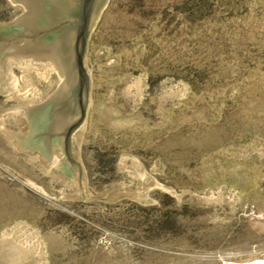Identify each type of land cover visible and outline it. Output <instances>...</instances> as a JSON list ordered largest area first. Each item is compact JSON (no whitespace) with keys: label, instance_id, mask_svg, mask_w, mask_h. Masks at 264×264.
<instances>
[{"label":"rangeland","instance_id":"obj_1","mask_svg":"<svg viewBox=\"0 0 264 264\" xmlns=\"http://www.w3.org/2000/svg\"><path fill=\"white\" fill-rule=\"evenodd\" d=\"M25 11L0 0V24ZM15 61L0 65V264L264 258V0H107L68 177L4 133L59 88Z\"/></svg>","mask_w":264,"mask_h":264},{"label":"water","instance_id":"obj_2","mask_svg":"<svg viewBox=\"0 0 264 264\" xmlns=\"http://www.w3.org/2000/svg\"><path fill=\"white\" fill-rule=\"evenodd\" d=\"M106 1L10 0L22 3L25 14L0 24V65L31 52L52 59L63 75L56 93L7 115L3 130L25 152L40 154L45 165L58 155L55 171L64 177L76 170L71 141L88 99L86 40Z\"/></svg>","mask_w":264,"mask_h":264},{"label":"bare ground","instance_id":"obj_3","mask_svg":"<svg viewBox=\"0 0 264 264\" xmlns=\"http://www.w3.org/2000/svg\"><path fill=\"white\" fill-rule=\"evenodd\" d=\"M15 64H17V65H19V66H22L25 70H27V69H29V67L31 68H35V69H37V70H39L40 71V73L41 74H51L52 75V73H56V74H58V82H59V87L61 86V84H62V82H63V75H62V73H61V71H60V69H59V67L55 64V62L52 60V59H50V58H47V57H44V56H41V55H38V54H35V53H31V52H26L25 54H24V57H22V55H21V57H19V58H17V61H15L14 62ZM12 64H13V62H12ZM12 67V66H11ZM30 70V69H29ZM33 71V70H32ZM12 72V71H11ZM36 72V71H35ZM11 74V73H10ZM8 75V74H7ZM42 76V75H41ZM16 77V76H15ZM44 77V76H43ZM27 78V77H26ZM42 78V77H41ZM49 78H50V76H49ZM12 79V78H11ZM15 79V78H14ZM25 79V78H24ZM13 80V79H12ZM11 80V81H12ZM16 80H17V77H16ZM14 81V80H13ZM25 81V80H24ZM27 81H29V79H27ZM15 82H17V81H15ZM19 82V81H18ZM30 82V81H29ZM140 82V81H139ZM12 83V82H11ZM14 83V82H13ZM17 85V84H16ZM24 85V84H23ZM26 85H28V84H26ZM25 86V85H24ZM23 86V87H24ZM12 87H13V84H12ZM14 88H15V85H14ZM19 88V87H18ZM21 88H22V86H21ZM20 88V89H21ZM35 88V87H34ZM23 89V88H22ZM21 89V90H22ZM59 88H57L56 89V91L55 92H53V93H56L57 92V90H58ZM21 90H20V92H21ZM24 91H23V93L25 92L26 94H28L27 92H31V93H35V94H39V92H36V89H32V90H27V89H23ZM21 94V93H20ZM25 94V95H26ZM30 94V93H29ZM29 94H28V96H29ZM17 95H19V94H17ZM22 95V94H21ZM39 96V95H38ZM52 96V95H51ZM24 97H27V95L26 96H24ZM21 99H22V96H21ZM33 99V98H32ZM35 99H36V97H35ZM23 100V99H22ZM28 100V99H27ZM26 101V100H25ZM31 101V100H30ZM29 101V102H30ZM36 101H38V100H36ZM35 102V101H34ZM31 103V102H30ZM28 104V103H27ZM31 105V104H30ZM22 107V106H21ZM80 130H82V129H80ZM78 132H79V130H77ZM78 134V133H77ZM76 135V134H75ZM79 136H81V134L79 135ZM75 137V136H74ZM76 139V138H75ZM79 139V138H78ZM80 142V141H79ZM78 144V143H77ZM80 144V143H79ZM8 231V230H7ZM13 233V232H12ZM20 233H22V232H20ZM23 234H24V232H23ZM30 234V233H29ZM15 236H16V234H14ZM11 236V235H10ZM27 236V235H26ZM12 237H14V236H12ZM18 238V237H17ZM16 238V239H17ZM22 238V237H21ZM20 238V239H21ZM14 240V239H13ZM26 240V239H25ZM29 240V239H28ZM27 240V241H28ZM27 241H25V242H27ZM17 242H19V241H17ZM21 242V241H20ZM32 242V241H31ZM24 244V243H23ZM35 244V243H34ZM32 245V244H31ZM25 246H27V245H25ZM226 264V263H225ZM227 264H264V258H260V259H255V260H250V261H245V262H241V263H227Z\"/></svg>","mask_w":264,"mask_h":264}]
</instances>
